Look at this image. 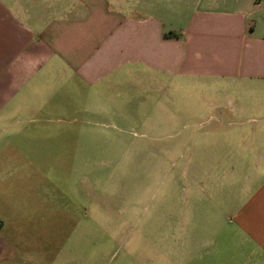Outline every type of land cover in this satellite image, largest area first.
Returning <instances> with one entry per match:
<instances>
[{"label": "crops", "instance_id": "1", "mask_svg": "<svg viewBox=\"0 0 264 264\" xmlns=\"http://www.w3.org/2000/svg\"><path fill=\"white\" fill-rule=\"evenodd\" d=\"M189 92L224 96L197 111L220 110L228 129L210 138L218 179L194 183L208 204L179 212L186 263H102L98 248L96 264H264V0H0V264H89L86 245L63 263L36 240L78 219L42 181L83 155L73 138L90 128L64 125L152 107L155 124L178 123L161 109Z\"/></svg>", "mask_w": 264, "mask_h": 264}, {"label": "rangeland", "instance_id": "2", "mask_svg": "<svg viewBox=\"0 0 264 264\" xmlns=\"http://www.w3.org/2000/svg\"><path fill=\"white\" fill-rule=\"evenodd\" d=\"M216 98L224 96L189 92L178 104L167 99L161 115L181 120L169 125L153 122L160 114L155 107L138 109V118L130 124L105 118L103 124L64 125L72 131L79 126L90 128L83 139L73 138L74 147L82 149L83 155L61 157L56 164L65 163L68 169L52 172L51 180L42 181H54L57 196L73 199L67 213L78 219L68 217L65 229L56 235L36 237L38 245L55 247L63 263L67 245L73 249L80 244L87 247L89 264H96L98 248L102 263H123L134 255L135 263H150L151 256L154 263H186L181 235L188 225L184 227L186 221L179 219V212L181 207L187 212V201L193 207L205 202L194 183L218 179L211 172V159L219 139L210 138L228 129L220 110L197 111V106ZM221 106L229 109L228 104ZM52 142L41 141L38 147L50 149L55 147H49ZM220 158L226 168L229 159ZM63 159L67 162L59 161ZM200 169L206 171L200 173ZM171 215L173 219L168 220Z\"/></svg>", "mask_w": 264, "mask_h": 264}, {"label": "trees", "instance_id": "3", "mask_svg": "<svg viewBox=\"0 0 264 264\" xmlns=\"http://www.w3.org/2000/svg\"><path fill=\"white\" fill-rule=\"evenodd\" d=\"M166 36L170 37V36H172V34L171 33H168Z\"/></svg>", "mask_w": 264, "mask_h": 264}]
</instances>
